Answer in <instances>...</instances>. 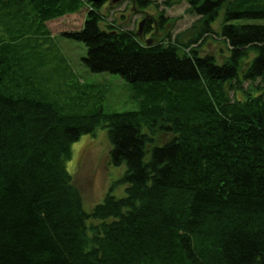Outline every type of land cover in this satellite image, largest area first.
Returning <instances> with one entry per match:
<instances>
[{
  "label": "trees",
  "instance_id": "obj_1",
  "mask_svg": "<svg viewBox=\"0 0 264 264\" xmlns=\"http://www.w3.org/2000/svg\"><path fill=\"white\" fill-rule=\"evenodd\" d=\"M106 1L0 0V264H264V92L242 86L264 79V23L246 21L264 18V0H187L204 30L222 13L223 62L195 38L155 37L163 16L145 22L150 44L101 24ZM83 8L62 34L85 43L92 71L144 87L138 109H69L45 92L69 65L56 54L46 69L40 39ZM98 126L127 186L86 210L66 161ZM157 130L170 136L157 143Z\"/></svg>",
  "mask_w": 264,
  "mask_h": 264
},
{
  "label": "rangeland",
  "instance_id": "obj_2",
  "mask_svg": "<svg viewBox=\"0 0 264 264\" xmlns=\"http://www.w3.org/2000/svg\"><path fill=\"white\" fill-rule=\"evenodd\" d=\"M111 2V6L109 3ZM104 18L101 24L106 25L113 22L124 29H133L141 40L146 41L154 37V31H145V22L149 18V23L154 30V26L159 23L160 16H163L158 33L155 37H164L173 41H190L199 48L201 54L211 52L219 62H223L229 54L227 43L220 35L222 13L217 15L211 22L209 29H203L201 16L193 11L187 0H149L142 8L135 5L132 0H107L101 7ZM145 11V12H144ZM85 8L78 13L69 16L67 21L51 23L50 41L40 39V45L49 43L50 48L43 50L47 54L44 57L45 68L58 65L55 57L63 55L68 64V73L56 76L49 89L45 92L50 98L59 99L66 108L80 107L91 110L95 106H102L105 111H123L138 109L141 105L144 94L147 92L144 87L129 82L118 73L109 71H92L89 69L83 57L87 54V46L84 42L67 37L62 34L68 29H78L84 22ZM145 19L141 34H138L139 24ZM157 19V20H156ZM248 22L264 23V18L250 19ZM6 25L0 21V39L7 34ZM203 29V30H202ZM202 30V31H201ZM177 38V39H176ZM45 48V47H44ZM36 50V49H35ZM34 50V55H36ZM253 55V54H252ZM37 61V60H36ZM249 61V60H248ZM247 61V62H248ZM58 72V71H57ZM243 72L241 68L240 73ZM51 80V81H52ZM88 84V91L83 92L75 87L77 83ZM260 84L261 87L255 85ZM245 90L250 93L264 92V79L257 78L255 81L245 80L242 83ZM237 91V90H236ZM229 95L234 99L237 94L234 89L230 90ZM239 97H245L246 91L238 90ZM145 97V96H144ZM155 140L164 142L170 134L157 130ZM111 143L108 137L107 128L98 126L94 132L83 133L72 143L71 156L66 161L67 169L73 175V180L82 194L83 206L90 210L96 203L100 202L106 192L112 190L116 196H123L126 193V182L120 181L126 170L125 162L113 164L109 160ZM112 187V189H110Z\"/></svg>",
  "mask_w": 264,
  "mask_h": 264
},
{
  "label": "water",
  "instance_id": "obj_3",
  "mask_svg": "<svg viewBox=\"0 0 264 264\" xmlns=\"http://www.w3.org/2000/svg\"><path fill=\"white\" fill-rule=\"evenodd\" d=\"M113 1L116 2V1H118V0H113ZM144 22H145V19H142V20L140 21L139 29H138V34H139V35H140L141 32H142ZM146 43L150 44V43H151V39H150V38L147 39V40H146Z\"/></svg>",
  "mask_w": 264,
  "mask_h": 264
}]
</instances>
